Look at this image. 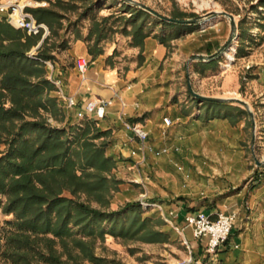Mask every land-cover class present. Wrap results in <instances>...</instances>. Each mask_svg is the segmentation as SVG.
<instances>
[{"label":"crops","instance_id":"obj_1","mask_svg":"<svg viewBox=\"0 0 264 264\" xmlns=\"http://www.w3.org/2000/svg\"><path fill=\"white\" fill-rule=\"evenodd\" d=\"M102 12V8L95 11L97 18L112 14ZM222 23L172 39V52L153 32L138 47L131 45V37L107 39L100 44L103 54L93 58L86 41L92 24L89 17L80 22V30L65 27L67 33L61 32L69 47L56 54L49 78L56 95L59 90L76 101L73 108L61 102L68 123L79 122L87 102L112 101L98 126L111 133V148L123 157V165L138 168L134 182L149 199L142 202L158 203L161 209L155 210L174 227L168 222L166 226L180 240L187 238L193 264H264V63L253 54L259 47L255 43H249L250 53L240 47L239 56L236 46L224 57H216L224 46V35L219 34ZM193 56L211 57L192 62L193 89L225 103L195 97L185 75ZM79 58L89 62L84 74L76 67ZM233 59V65H227ZM244 69L248 77L241 78ZM233 96L242 97L253 112L260 158L256 164L249 155L253 118ZM165 118L171 121L169 127ZM127 123L145 129L152 142L142 143ZM165 128L167 136L160 135ZM151 165L152 181L146 176ZM198 212L212 219L218 213L236 217L228 241L215 256L206 253L207 239H195L190 228L184 229L185 217Z\"/></svg>","mask_w":264,"mask_h":264},{"label":"trees","instance_id":"obj_2","mask_svg":"<svg viewBox=\"0 0 264 264\" xmlns=\"http://www.w3.org/2000/svg\"><path fill=\"white\" fill-rule=\"evenodd\" d=\"M39 1L66 12L80 9L74 0ZM77 1L90 3L68 29L76 30L82 20L91 18L86 41L93 58L103 54L100 44L114 34L131 37V45L138 47L153 33L148 20L154 17L137 6L122 2L130 17L113 13L97 18L100 0ZM253 8L259 15L258 27L264 31V0ZM28 11L49 28L52 37L59 35L67 19L51 8ZM175 13L171 19L188 18L177 10ZM156 20L155 26L162 30L155 37L165 45L199 26L169 22L161 15ZM118 22L124 23L122 28ZM247 23L246 19L240 22L243 42ZM41 40L42 35H28L0 19V196L5 197L4 214L13 216L0 229V258L8 264H124L98 255L97 241L111 236L152 244L167 242L169 235L155 230L150 217H143L141 203L108 210L110 194L121 184L111 175L118 160L107 154L109 131L100 130L90 118L64 127L49 122V117L63 122L65 113L51 96L55 85L47 76L46 62L56 59L53 51L66 50L69 44L64 39L57 47L47 37L37 53L30 55ZM248 42L255 39L250 37ZM242 51L239 49V56Z\"/></svg>","mask_w":264,"mask_h":264},{"label":"rangeland","instance_id":"obj_3","mask_svg":"<svg viewBox=\"0 0 264 264\" xmlns=\"http://www.w3.org/2000/svg\"><path fill=\"white\" fill-rule=\"evenodd\" d=\"M33 1L36 3L43 2L39 0H33ZM53 1H56V0H53ZM66 1H70V0H66ZM74 1H76L75 3H77V5H79L80 7V9L75 12L63 11L59 7L52 6L47 1H44L47 3V6L45 7H40V6L32 7V8H51L67 16V19L63 20V27L61 30H59L58 36L52 37L50 30L47 27L48 34H44V33L40 34L42 35V40L43 38L46 39L47 37H51L50 44H55L57 47H61V44L63 43L64 39L67 40L69 44V39L63 38L61 32L64 31V33L65 32L67 33V31L69 30L68 28L70 26V23L76 21L74 20V17H76L77 15L79 17L80 12L90 3V2L83 3L77 0H74ZM132 1H134V3L129 4L131 7L137 6L141 8V6H144L148 9L153 10L154 12L158 13L159 15L165 18L171 19L173 16L176 15L175 11L177 10L180 13H183L186 17H188L182 20H189V19L201 20V24H199V26H197L196 28H193L194 30L203 31L204 28L214 25L218 21L221 20L224 23L220 25V27L222 28L219 30V34L222 36L224 35L223 37L224 46L222 47V49L226 47L229 42H231V45L229 46V49L225 53V55L230 50H233L234 48H236V46L238 47L237 53L239 52V49H242L240 47H243V49H245V52L243 53H250L251 51L250 49H248L249 48L248 39L252 37L255 39L254 43L259 44V47H255L253 54L257 53L259 57V61L261 60L264 63V31L258 27L259 15L257 11H255V9L253 8V6L258 4L259 0H132ZM105 2H108L107 6H104L103 3ZM122 2L125 3L122 0H100L97 7H100V6L102 7V11H103L102 13H109V14L116 13V15H124L125 17H130V13L127 12V8ZM259 11H263V8H260ZM219 12H227L229 14H232L235 17V21H236L235 30L229 18L216 14ZM152 16L155 19L150 18L148 20V27L153 32L160 33L162 30L161 26H157V27L155 26V22L157 21L156 16L153 14ZM192 16L194 17L190 18ZM0 19H4V18L1 17ZM207 19L209 21H207ZM244 19H246L248 23L245 26V29L247 31L245 35L246 41L243 42L240 36L241 34L240 22ZM117 25L118 27L122 28L124 23L118 22ZM65 27H67L66 29L67 31H65ZM71 28H74V27H71ZM77 29L80 30L79 28ZM128 29L130 30L131 27L129 26ZM166 31H168V29ZM186 35L187 33L183 34L182 36H186ZM121 36H122L121 33L114 34L108 39V41L116 42V40L121 38ZM42 40L40 41V43L42 42ZM39 45L32 49V51L30 52V55L33 56L37 53V49L42 44L40 46ZM166 46L170 50V52H172V47L170 46V44ZM222 49L218 52V54H216V57L220 55L219 59L225 56V55L220 54ZM62 51L64 50L56 49L55 51H53V55L56 57V54ZM170 52L168 56H171ZM199 58L210 59L211 57H203V56L191 57L187 62L185 75L187 76V83H188L187 85L190 86L189 88H191V91L194 94L201 95L197 91H195V89H193L191 85L192 79L190 78L192 74L191 64L193 61H197V60L199 61ZM86 60L88 61V59ZM53 61H47V62H50L52 64ZM233 63H234V59L227 65L230 64V66H232ZM46 67H47V76L49 78V72L51 71L52 68L51 66H47V65ZM247 71L248 70H245V72H242L241 78L242 77L244 78V76L248 77V74H246ZM55 89H56V86H55ZM55 89L51 92V96L55 97L59 103H61L62 101H66L59 95V92L61 91L58 90L57 95L55 94ZM233 98L246 102L240 96H233ZM62 107L65 113L64 121L58 122L49 117V122L52 125L60 126V127L61 126L64 127L68 124L76 125V124H79L81 121H83L85 118H90L96 121L97 127L99 128L98 126L99 120L92 117V115L86 114V112L84 114L79 115L78 123L71 124V123L66 122L65 108L63 105ZM161 134L163 136H167L168 129L167 128L163 129L162 132H160V135ZM150 138L152 139L151 136ZM150 138L148 137V139L146 140L147 141L146 146H148V144L152 142ZM257 140H258V135H257L256 123L254 122L250 145H249V155L251 156L250 158L253 164L260 162V158L258 157ZM108 141H109V146L107 148V154L114 156L118 160L117 167L112 171L111 175L115 177L116 179H118L119 181H121V184L119 185L118 189L116 191H112L110 194L111 203H110L108 210L118 211L124 208L127 204L141 203L143 207L142 209L143 217L144 218L150 217L153 228L155 230H161L163 232L168 233L169 239L167 242H164V243H152L151 244V243H143L137 240H129V239L114 238L111 236H107L105 238V241H100V240L97 241V254L108 256L110 258H117L121 260L124 264H178L180 261L187 258L189 254L187 252L188 251L187 247L184 245L183 240H180L179 236L177 235V232L171 226H166L167 222L161 218L162 215L159 216L160 213L157 212L159 208H156V205H159V204L148 202V201L142 202L143 199H148V198H146V196L144 197L142 196L144 193H143V189L140 188L141 185H139L137 182H134L136 180V177L134 175L138 173V170H137L138 168L137 167L133 168V166L131 165H128V166L123 165V162H124L123 157L121 156L118 157L116 155V151L111 148V136L108 139ZM139 146L141 147L140 143H139ZM4 149L5 147H2V150ZM119 164H120V170L117 169ZM152 168H153V165L150 166L151 172H147V175H146L150 181H152L153 179ZM64 196L70 199H75V197H73L70 193H65ZM81 200H85V197H82ZM4 202H5V197L0 196V229L6 225L7 220L13 219V216H7L4 214L3 212ZM93 206L96 208H100L95 203ZM155 209H158V210H155ZM159 221H162V223H159ZM0 264H8V263L4 262L0 258Z\"/></svg>","mask_w":264,"mask_h":264},{"label":"built area","instance_id":"obj_4","mask_svg":"<svg viewBox=\"0 0 264 264\" xmlns=\"http://www.w3.org/2000/svg\"><path fill=\"white\" fill-rule=\"evenodd\" d=\"M35 6L45 7L47 3H36L33 0H8L5 3H0V15L13 27L25 31L28 35L38 36L42 33L48 34L47 26L37 22L34 16L28 11L29 8ZM46 65L52 68L50 62H46ZM76 67L80 73L84 74L88 70L89 62L85 58H79L76 62ZM59 95L66 100L70 108L76 106L74 99L66 98L62 92H59ZM111 104L112 101H101L100 103L89 101L86 103L84 110L86 114L94 115L96 119L101 120L105 117L106 108ZM164 124L166 127H169L171 125L170 119L165 118ZM126 127L128 130L133 131L142 143L146 142L149 137L148 132L139 125L127 123ZM156 208L161 209L158 205H156ZM167 222L173 226L170 221L167 220ZM184 222V229L190 228L195 239H207L206 253L209 256H215L221 246L228 241L236 222V217L233 214L218 213L216 219H212L207 214L198 212L196 214H188ZM184 229L181 232H184ZM182 240L189 250V254L186 259L180 261L178 264H193L194 258L191 253L189 241L186 237Z\"/></svg>","mask_w":264,"mask_h":264},{"label":"water","instance_id":"obj_5","mask_svg":"<svg viewBox=\"0 0 264 264\" xmlns=\"http://www.w3.org/2000/svg\"><path fill=\"white\" fill-rule=\"evenodd\" d=\"M122 1H124L125 3H128V4H133L134 3V1H132V0H122ZM141 8H143L144 10L150 12L151 14H153L155 16H159L158 13L154 12L151 9H148V8H146L144 6H141ZM216 14L217 15H220V16H225V17L229 18L230 21L232 22L233 28L235 30V28H236V21H235V17L232 14H229L227 12H219V13H216ZM162 18L164 20H166V21H169V22H175V23H181V24H201V20H195V19H189V20H174V19L165 18V17H162ZM207 21H209V20L207 19ZM44 39L45 38H43V40ZM43 40H42V42H43ZM42 42L40 43V45L42 44ZM230 45H231V42H229L228 45L222 49V51H221L220 54L221 55H225V53L228 51ZM199 60H201V61L207 60L208 61L209 59L199 58ZM194 95H195V97H197L198 99L203 100V101H209V102H224V101H226L224 99L213 98V97H205V96H201V95H198V94H194ZM238 102L241 103L243 106H245L249 110V113H250V115H251V117L253 118V121H254V115H253V112L250 110L249 105L246 102L241 101V100H238Z\"/></svg>","mask_w":264,"mask_h":264}]
</instances>
